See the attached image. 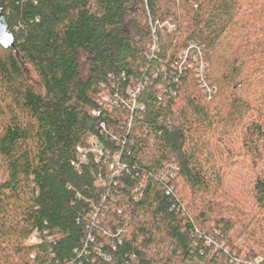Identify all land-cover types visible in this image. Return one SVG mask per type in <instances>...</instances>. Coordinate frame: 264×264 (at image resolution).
Segmentation results:
<instances>
[{
  "label": "trees",
  "instance_id": "obj_1",
  "mask_svg": "<svg viewBox=\"0 0 264 264\" xmlns=\"http://www.w3.org/2000/svg\"><path fill=\"white\" fill-rule=\"evenodd\" d=\"M0 5V264H264V0Z\"/></svg>",
  "mask_w": 264,
  "mask_h": 264
},
{
  "label": "built area",
  "instance_id": "obj_2",
  "mask_svg": "<svg viewBox=\"0 0 264 264\" xmlns=\"http://www.w3.org/2000/svg\"><path fill=\"white\" fill-rule=\"evenodd\" d=\"M163 26L171 28V24L168 21L163 23ZM183 65H186L194 72V76L197 82L200 84L203 91L207 94L208 97L211 96L214 88L209 84L207 79L208 72V63L203 52L202 47L192 41H187L183 44L179 54H178V67L181 68ZM139 89L129 91L132 98H135V95L138 93ZM139 108H143V106H139ZM93 147L96 149L97 146L94 144ZM78 151L81 152V149L78 148ZM170 167H172L170 165ZM173 175L171 172H169ZM166 174H160V177H165ZM37 238V234L33 235L30 239V242H34ZM33 257V255H31Z\"/></svg>",
  "mask_w": 264,
  "mask_h": 264
},
{
  "label": "water",
  "instance_id": "obj_3",
  "mask_svg": "<svg viewBox=\"0 0 264 264\" xmlns=\"http://www.w3.org/2000/svg\"><path fill=\"white\" fill-rule=\"evenodd\" d=\"M0 45L4 48L14 46L13 32L6 22L2 5H0Z\"/></svg>",
  "mask_w": 264,
  "mask_h": 264
},
{
  "label": "rangeland",
  "instance_id": "obj_4",
  "mask_svg": "<svg viewBox=\"0 0 264 264\" xmlns=\"http://www.w3.org/2000/svg\"><path fill=\"white\" fill-rule=\"evenodd\" d=\"M245 237H246V236H244V238H242V239H245Z\"/></svg>",
  "mask_w": 264,
  "mask_h": 264
}]
</instances>
